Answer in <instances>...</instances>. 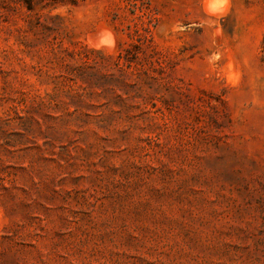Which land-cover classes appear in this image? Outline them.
Masks as SVG:
<instances>
[{"label":"rangeland","instance_id":"1","mask_svg":"<svg viewBox=\"0 0 264 264\" xmlns=\"http://www.w3.org/2000/svg\"><path fill=\"white\" fill-rule=\"evenodd\" d=\"M0 264H264V0H0Z\"/></svg>","mask_w":264,"mask_h":264},{"label":"bare ground","instance_id":"2","mask_svg":"<svg viewBox=\"0 0 264 264\" xmlns=\"http://www.w3.org/2000/svg\"><path fill=\"white\" fill-rule=\"evenodd\" d=\"M211 1V0H210Z\"/></svg>","mask_w":264,"mask_h":264}]
</instances>
